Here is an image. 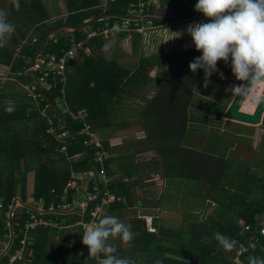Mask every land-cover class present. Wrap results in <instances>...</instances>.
Here are the masks:
<instances>
[{
  "label": "trees",
  "instance_id": "trees-1",
  "mask_svg": "<svg viewBox=\"0 0 264 264\" xmlns=\"http://www.w3.org/2000/svg\"><path fill=\"white\" fill-rule=\"evenodd\" d=\"M48 1L19 0V10L11 2L7 17L16 32L7 45L0 48V66L7 67L6 80L0 74V239L9 233L4 223L9 207L16 199L24 205L14 212L12 247L3 260L10 258L27 237L26 258L15 264H98L96 259L89 258L88 249L82 243L84 228L92 221L89 212L80 216L43 214L31 209L39 201L45 210L51 205L57 208L65 201L73 206L75 187L69 189L65 201L64 190L75 180V174L93 170L97 173L103 170L107 183L102 185L100 198L92 206L101 203L108 194L113 195L115 200L103 207L102 215L118 216L134 234L130 243L119 239L110 241L117 248V257L129 259L133 264H156L157 260L161 264H233L239 249L246 247L247 251L239 257L241 264H249L251 256L264 259V236L260 233L264 222V145L257 158L248 162L235 153L217 156L184 144L190 124L202 130L211 127L213 140L222 143L223 148L245 143L236 139V124L223 119L235 97L226 89L242 83L233 75L230 63L218 62L224 79L214 73L207 88L203 69L194 74L189 68L190 62L202 55L196 48L178 55L140 54L136 66H123L116 59L122 43L131 34L133 45L139 50L141 34L124 30L112 32L109 38H89V32L69 27L81 26L102 15L125 16L131 4L149 0H65L64 15L61 10H51ZM171 1L175 0H162L146 14L168 17ZM197 2L188 0L183 7L173 5L172 20H152L151 23L156 26L195 17L206 23L208 20L203 14L195 11ZM108 20L112 25L125 23L117 17ZM136 23L149 22H131V27ZM48 35L54 37L48 39L38 57L55 56L60 60L67 56L65 84L49 69H29ZM113 36L116 43L111 53L106 54L103 45ZM78 44H83V48L70 58L69 52ZM171 60L176 64L172 73L169 72ZM152 71H156L154 77L150 76ZM151 86H156V93L147 99L150 91L144 87ZM30 88H34L33 92ZM142 97L147 100L140 111L142 120L138 125L147 134L144 142L148 148L164 159L166 178L199 181L209 187L207 198L215 204L216 210L204 221L176 223L164 212H158V197H154L153 206L147 208L151 203L137 192L138 179L114 170L116 152L108 142L102 140V149L94 145L86 147L83 142L88 137L77 136L67 139V148L63 150L64 144L57 143L48 133L49 120L55 125L58 122L60 110H52L51 105L55 108L59 98L66 100L72 112L86 111L85 122L97 133L125 125L123 115L130 110L128 103ZM196 97L205 101L209 98L208 108L205 103L197 107ZM58 104V107L65 105ZM189 107H194L195 111L190 113ZM8 108L13 111H7ZM66 120L67 128L74 133L84 127L82 121L71 120L69 116ZM262 127L264 129V119ZM227 136L235 138L230 141ZM103 150L108 158L101 164L95 159ZM138 208L149 212L137 214ZM153 217L159 218V227L151 231L146 218ZM35 218L41 222H59L62 229L38 225L27 230L26 223ZM79 220H83L85 226L76 225ZM216 232L236 241L233 251L223 250L215 238ZM251 243L256 245L255 249L250 248Z\"/></svg>",
  "mask_w": 264,
  "mask_h": 264
},
{
  "label": "clouds",
  "instance_id": "clouds-1",
  "mask_svg": "<svg viewBox=\"0 0 264 264\" xmlns=\"http://www.w3.org/2000/svg\"><path fill=\"white\" fill-rule=\"evenodd\" d=\"M12 4L19 10V0H12ZM195 11L202 13L208 22L193 23L186 29L196 50L202 53L190 62L191 72L195 74L203 69L204 87L207 88L214 73H219L224 79L218 62L230 63L233 75L242 83L229 86L226 91L249 99L254 105L264 103V97L252 95L264 86V0H198ZM15 32V25L0 9V48L7 45ZM172 33V39L182 35L180 32ZM115 43L113 36L102 50L110 54ZM7 111L13 109L8 108ZM133 236L131 228L118 216L101 215L98 221L85 226L82 243L88 249L89 258L96 259L98 264H133L129 259L117 257V248L110 242L119 239L130 243ZM215 238L223 250H234L235 240L220 232L215 233ZM156 264L161 262L157 260ZM249 264H264V259L251 256Z\"/></svg>",
  "mask_w": 264,
  "mask_h": 264
},
{
  "label": "crops",
  "instance_id": "crops-1",
  "mask_svg": "<svg viewBox=\"0 0 264 264\" xmlns=\"http://www.w3.org/2000/svg\"><path fill=\"white\" fill-rule=\"evenodd\" d=\"M11 2L12 0H4L3 5L0 3V5L4 9L6 10L8 9V11H6L7 16L9 14V7ZM138 3H133V4L136 5ZM133 4L130 5V8ZM187 4H188V0H187ZM47 5L53 11L61 10L62 15L66 14L65 0H50L48 1ZM157 6H159V4ZM129 14L130 12L125 16H129ZM149 16L152 15H148L146 17ZM146 17H142V18L138 17V18H140L139 21L141 22L150 21L145 19ZM110 18L112 17L98 19L89 26L84 27L83 30H85V32H90V31L98 30L99 28H104L106 25H112L111 21L108 20ZM94 19L95 18L88 20L85 23L91 22ZM119 19L123 21L126 20L124 18L123 19L119 18ZM201 19L202 18L198 19V17H195L188 21H173L170 22L171 24L164 23V24L156 25L159 30H155L154 32H149L146 35H142L141 49L139 50L135 49V46L133 45L134 37H132L133 35L131 36L130 34V36L127 38L125 43H122V48L120 49V51H126L130 53V55L136 58L134 63L129 64V67H134L137 65L138 59L140 58V53L138 54V52L140 51H142L141 53L142 56H150L151 52L155 53L157 50L159 51V49L161 50L162 53H164L165 40H160L158 38L159 35L155 34L156 36L154 35L153 39L162 42L159 44V47L155 48V47H151L148 44L149 37L152 34L157 33L158 31H169V30H173V32L182 33V35L177 38L176 47H178V49L180 48L181 51L195 49V45L193 43L192 37L190 34L187 33L186 29L190 24L203 22V20ZM97 22H103V23L96 26L95 24ZM115 23H119V22H115ZM170 25L171 28L169 29L168 27ZM47 37L48 39L50 37L53 38L54 35L51 36L48 35ZM149 48L150 50H148ZM40 55L41 53L38 56ZM2 68L4 70L6 69L7 71L6 66H0V69ZM4 70L3 73H5ZM72 71L73 69L70 70V72ZM152 72L154 74L156 71H152ZM151 77H154V75H151ZM155 87L156 86L154 87L151 86L146 88L144 87V89L150 91L147 93L148 94L147 99L152 98V96L156 93ZM146 100H144L142 97L140 99H136L128 103L130 110H128L123 115V119H125L124 120L125 125L121 124L120 126L111 127L109 129H105L100 132H97L99 134V137H101V139L104 142H108L111 148L114 149V151L116 152L114 156L116 157V160L113 164V168L118 173L121 174L124 173L122 175L129 176L128 178L134 176L135 179H138L139 183H137V192H139V195L141 197H144L147 202L150 201L151 203V205L146 204L147 208L153 206L154 197L155 198L158 197L159 199V205L157 209L158 212H164L170 218L175 219L176 223L187 222L188 224V222L190 221H200V222L204 221L206 218L210 217L211 215H214L216 210L215 204H213L207 198L209 187L206 184L199 181H192L194 183L191 182L187 183L186 181L189 180H184L180 178H166L164 172L165 171L164 159L158 156V154L155 152L154 149L148 148V145L146 144V142H144L147 134L144 130H141L139 128L138 124L140 120H142L140 111L141 112L143 111L144 109L143 105ZM189 110L190 113H193L192 111H195V108L189 107ZM189 126L190 127L185 135L184 144L185 146L195 149L197 151H205V152L207 151L217 156H222V155L228 156L230 154H234V153L236 154L235 150L238 149L237 148L238 145L243 147L245 146V144H237L234 145L232 148L228 146L223 148L222 143L217 142V144H214L213 135L211 134L212 133L211 127L202 130V129H197L196 126H191V124ZM242 134L243 133L236 134L235 135L236 139L237 140L242 139L243 141V139L247 135L246 134L242 135ZM236 156L238 155L236 154ZM240 159L246 161L245 159L242 158ZM254 160L250 159L248 160V162ZM198 188L202 190L201 192L202 196L198 195ZM145 212H149V210L143 208L137 209V214L138 213L144 214ZM240 223L243 224V222ZM4 257L5 256H3V258L1 259L2 262L7 260V259L3 260Z\"/></svg>",
  "mask_w": 264,
  "mask_h": 264
},
{
  "label": "built area",
  "instance_id": "built-area-1",
  "mask_svg": "<svg viewBox=\"0 0 264 264\" xmlns=\"http://www.w3.org/2000/svg\"><path fill=\"white\" fill-rule=\"evenodd\" d=\"M161 1L162 0H149L147 2L144 1L139 2L136 5L133 4L131 6V11L129 16H135L140 18L146 17L148 16L146 14L147 10L153 6H157L158 4H160ZM131 22H141V21H132L126 19L124 24L115 23L113 25H106L104 28H99L98 30L90 31L88 33L89 38H93L97 36H103L105 38H109L112 32H121L124 30L129 32H137L141 35H146L149 32H154L155 30H158V27L152 24L151 21H148L149 23L141 24V25L136 23L133 28L131 27ZM82 48H83V44H78L73 50L69 52V57L74 58L75 54L78 53ZM66 64H67V56L61 58L60 60H57L55 56L50 57V59L37 57L34 65H32L29 69L30 71L40 70L42 68L49 69L53 71L58 77H60L61 82L65 84V82H67ZM4 71L5 73H2V76H3V80H6L5 77L6 69ZM31 89L33 90L34 88H30V91L33 92ZM62 94H64V90L62 91ZM56 101H58V103L63 102L65 105L58 107L59 104L57 102L55 108L52 107L51 105L52 110H56V111L60 110V112L57 113V119H58V122L56 124L57 126L54 124L52 119L49 120L50 128L48 130V133L53 137V139L57 143L64 144L62 149L66 150L67 145L65 144V142L67 141V139L70 138L75 139L77 136L88 137V140L83 142V145H85L86 147L88 145L89 146L94 145L95 148L102 149L103 148L102 140L96 136V133H93L91 131L90 125L85 122L84 118L87 117V112L86 111H78L76 113L72 112L68 108L66 100L59 98ZM67 116H69L71 120L82 121L84 123L83 129L76 133L72 132V130H69L67 128V120H66ZM107 158H108V154L106 151L103 150L102 152L97 153V157L95 161L102 164ZM74 178L75 180L69 183L67 188L64 190L63 199L65 201L68 196L69 189L75 187L76 193L73 198V204H76V207L71 206L70 203L65 201V203L58 206L57 208L54 205H51L49 209L45 210L44 204L39 201L38 203L33 205L31 209L33 211H36L38 213L40 212L43 214L57 213V214H65V215L74 214L80 216H84L89 212L92 218L90 224L93 223L94 221H97V219H99L103 213V207L109 202L115 200V197L113 195L108 194V197L102 198L101 203L95 204V207L92 206V204L96 203L100 198L102 185L107 183V179L104 171L101 170L97 173L96 170H93L89 172L78 173L74 175ZM85 179H87L90 185L88 186V189L84 191L85 199L80 200L81 196H79L78 193H80V191H83V181ZM18 207H24V205L19 201V199H16L14 200V203L9 207V211L6 213L4 223L9 230V233L6 234L3 239H0V253H1L0 261L3 258V256H7V254L11 250L12 241L14 238V233L12 230L14 212ZM38 225H42L44 228L52 227L59 231L62 229L59 222H52V221L41 222L38 219L36 220V218L33 219V221L26 223V229L27 230L35 229L38 227ZM76 225H84L83 220L82 221L79 220L76 223ZM146 225L149 228V230L154 231V229L151 227L152 218H146ZM245 229L248 230L249 227L246 225ZM260 233L261 235L264 236V222L261 224ZM27 244H28L27 237H25L21 241L20 247L6 261L4 262L1 261V264H15L16 261L24 260L26 258ZM255 247L256 245L254 243L250 244V248L255 249ZM246 251H247L246 247H241L238 251L237 258L233 264H241L239 257L241 256L242 253ZM30 254L31 252L28 255Z\"/></svg>",
  "mask_w": 264,
  "mask_h": 264
},
{
  "label": "rangeland",
  "instance_id": "rangeland-1",
  "mask_svg": "<svg viewBox=\"0 0 264 264\" xmlns=\"http://www.w3.org/2000/svg\"><path fill=\"white\" fill-rule=\"evenodd\" d=\"M3 2L4 0H1L0 3L3 5ZM0 9L4 10L5 12L8 11V9H4L1 5H0ZM130 11H131V8H130ZM7 13V12H6ZM169 25V24H168ZM169 29L171 28V25L168 27ZM161 29V28H160ZM163 29V28H162ZM159 30V29H158ZM173 30H169V31H158L157 33H154L152 34L150 37H149V45L151 47H159V44L162 43V42H159V41H156L153 39L154 35H159V39L160 40H165V50H164V54H171L172 52L177 54L181 52L180 48L178 49V47H176V42H177V38L175 39H172L173 38ZM166 34V35H165ZM155 35V36H156ZM129 45V44H128ZM127 45V46H128ZM124 50V49H123ZM150 50V48L148 49ZM175 50V51H174ZM151 52V51H150ZM141 54L142 51L138 52V54ZM155 53L161 55L162 52L161 50L159 49V51L157 50ZM136 54V55H138ZM151 54H154L151 52ZM116 59L118 60V62L123 65V66H129V64H132L135 62L136 58L132 55H130V53L126 52V51H120V52H117L116 54ZM164 62V61H163ZM174 60L170 62V64L172 65L171 69H169V72L172 73L173 72V68L176 66V64H174ZM3 68L0 69V73L2 74L3 73ZM156 73L153 74V72L150 74L151 75H154L155 76ZM161 76V74H160ZM166 76V75H165ZM164 77V76H163ZM263 89H264V86H261L256 92H254L252 95H260L262 96L263 94ZM209 101V98L205 101L204 99H201L199 100L198 97H196L194 99V102L198 105L197 107H199V105H203L205 103V107H207V103ZM257 105H254L252 103L251 100L247 99L243 108H242V111L244 112H248V113H252L254 112L255 108H256ZM208 108V107H207ZM236 124V130H237V133L240 134V133H243V134H246L247 136L243 139V141H245V146H240L238 145L237 148L235 151H236V154L242 158V159H245L246 161L250 160V159H255L256 156L258 155V153L260 152V147L261 145L263 146L264 145V129L262 127V125H259V126H256V127H252V126H248V125H243V124H239V123H235ZM242 134V135H243ZM96 136L101 139V137H99V134L96 133ZM226 139H229L230 141L234 140V138L230 137V136H227ZM102 140V139H101ZM242 140V139H241ZM214 144H217V141H214ZM32 182V177H31V180ZM187 183H194L192 181H186ZM90 185V183L87 181V179H85L83 181V191H80V200H83L85 199V195H84V191L88 189V186ZM202 190L200 188H198V195L199 196H202L201 194ZM74 207H76V204H73Z\"/></svg>",
  "mask_w": 264,
  "mask_h": 264
},
{
  "label": "water",
  "instance_id": "water-1",
  "mask_svg": "<svg viewBox=\"0 0 264 264\" xmlns=\"http://www.w3.org/2000/svg\"><path fill=\"white\" fill-rule=\"evenodd\" d=\"M187 4V0H176V1H171L168 4V11H169V16L166 18H158L155 16H149L146 17L145 19L147 20H155V21H170L173 19L174 17V13L172 10V6L176 5V6H180L183 7ZM106 17H117V18H124V19H128V20H133V21H139L140 18L138 17H134V16H119V15H103V16H99L97 18H95L93 21L91 22H87L81 26H77V27H69L73 30H79V29H83L84 27L89 26L90 24L94 23L95 21H97L98 19L101 18H106ZM48 42V37L45 38L44 41V45L42 46L41 50L38 52L37 56L42 53V51L44 50L45 46L47 45ZM36 56V58H37ZM245 83V85H247V82H243ZM262 97H264V89H263V94ZM247 99H242V97H238L235 96L233 101L231 102L230 106L228 107V109L226 110V112L224 113L223 119L226 121H231V122H235V123H240L243 125H248V126H252V127H256L259 125H262L263 123V119H264V103H261L259 105L256 106L254 112L252 113H248V112H244L242 111V108L245 104ZM151 227L153 229H157L159 227V218L158 217H153L152 218V225ZM144 229H146V226L144 225Z\"/></svg>",
  "mask_w": 264,
  "mask_h": 264
}]
</instances>
